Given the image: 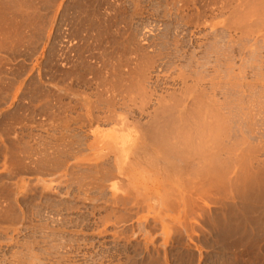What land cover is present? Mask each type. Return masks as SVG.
Here are the masks:
<instances>
[{"label": "rangeland", "instance_id": "rangeland-1", "mask_svg": "<svg viewBox=\"0 0 264 264\" xmlns=\"http://www.w3.org/2000/svg\"><path fill=\"white\" fill-rule=\"evenodd\" d=\"M0 264H264V0H0Z\"/></svg>", "mask_w": 264, "mask_h": 264}, {"label": "bare ground", "instance_id": "bare-ground-1", "mask_svg": "<svg viewBox=\"0 0 264 264\" xmlns=\"http://www.w3.org/2000/svg\"><path fill=\"white\" fill-rule=\"evenodd\" d=\"M170 107H171V106H170ZM203 127H204V126H203ZM207 128H208V127H207ZM207 128H206V129H207ZM192 129H193V128H192ZM202 129H204V128H202ZM193 130H194V129H193ZM207 130H208V129H207ZM197 131H199V130H197ZM194 132H196V131L194 130ZM191 133L194 134L193 132H190V134H191ZM192 134H191V135H192ZM185 135H188V132H186V133L184 134V136H185ZM199 135L202 136V133H200ZM193 136H194V135H192V139H194L195 137L197 138L198 135H197V136L195 135V137H193ZM188 137H189V136H188ZM202 138H203V136H202ZM185 139H186V142H188V143H190V142L193 141V140H192V141L190 140V137H189V138L185 137ZM187 139H189V140H187ZM197 140H198V139H197ZM182 141L185 142V140H183V138H182L181 142H182ZM184 142H183V147H184V144H186V143H184ZM195 142H196V140H194V143H195ZM166 143H168V142H166ZM166 143H164V144H166ZM194 143H193V144H194ZM164 144H163V145H164ZM190 144H191V143H190ZM166 145H167V144H166ZM186 145H188V144H186ZM188 146H189V147H188ZM188 146H187V148H191V147H190L191 145H188ZM192 147H194V146L192 145ZM198 147H199V144H198ZM187 148H186V149H187ZM194 148L197 149L196 147H194ZM160 149H161V148H160ZM186 149H184V150H186ZM161 150H162V149H161ZM164 150H165V149H164ZM199 150H200V149H199ZM168 151H169V150H167V152H168ZM193 151H194V150H193ZM167 152H166V153H167ZM186 152H189V151H186ZM197 152H198V150L195 151L194 153H197ZM189 153H192V152H189ZM194 153H193V154H194ZM198 153H199V152H198ZM168 154H169V153H168ZM187 155H188V154H187ZM194 155H197V154H194Z\"/></svg>", "mask_w": 264, "mask_h": 264}]
</instances>
